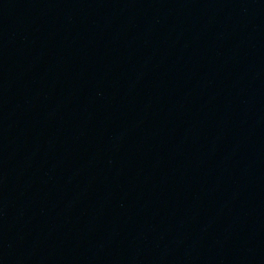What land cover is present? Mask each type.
Returning <instances> with one entry per match:
<instances>
[{
  "label": "water",
  "instance_id": "obj_1",
  "mask_svg": "<svg viewBox=\"0 0 264 264\" xmlns=\"http://www.w3.org/2000/svg\"><path fill=\"white\" fill-rule=\"evenodd\" d=\"M0 264H264V0H47Z\"/></svg>",
  "mask_w": 264,
  "mask_h": 264
}]
</instances>
